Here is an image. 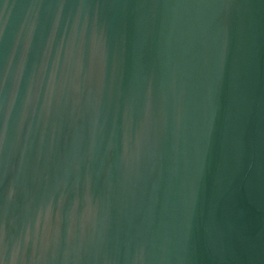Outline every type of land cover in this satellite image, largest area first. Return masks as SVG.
<instances>
[{
  "label": "water",
  "instance_id": "1",
  "mask_svg": "<svg viewBox=\"0 0 264 264\" xmlns=\"http://www.w3.org/2000/svg\"><path fill=\"white\" fill-rule=\"evenodd\" d=\"M0 264H264V0H0Z\"/></svg>",
  "mask_w": 264,
  "mask_h": 264
}]
</instances>
